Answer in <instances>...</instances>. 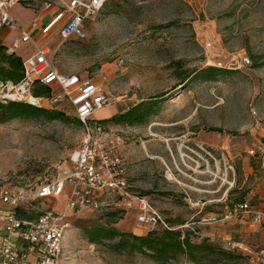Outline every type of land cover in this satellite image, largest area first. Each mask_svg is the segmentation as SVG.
<instances>
[{"label": "rangeland", "instance_id": "374dc122", "mask_svg": "<svg viewBox=\"0 0 264 264\" xmlns=\"http://www.w3.org/2000/svg\"><path fill=\"white\" fill-rule=\"evenodd\" d=\"M67 1L33 0L30 8L39 12L51 2L62 9ZM13 12L24 26L34 19L19 5ZM85 33L82 40H64L56 30L42 42L62 74L77 75L113 95L116 102L92 119H109L151 100L158 105L143 124L103 123L104 141L121 138L119 150L134 190L174 227L224 217L240 201L264 212V0H109L86 23ZM13 38L0 44L9 55ZM31 52L33 45L24 44L14 55L26 59ZM244 57L250 58L249 66H243ZM207 67L227 72L177 87L180 73ZM55 110L70 120H9L0 114V185L33 194L69 166L85 133L73 123L76 113L69 102ZM66 204L62 194L40 208L59 213ZM124 204L116 199L71 217L58 264H193L185 257L158 263L143 254L116 252L109 243L92 244L86 228L114 227L138 236L150 231ZM24 210L22 215H37L35 208ZM196 229L218 251L234 253L228 248L234 241L264 248V222L255 223L251 215ZM200 264L224 261L217 254Z\"/></svg>", "mask_w": 264, "mask_h": 264}, {"label": "built area", "instance_id": "2783aa9c", "mask_svg": "<svg viewBox=\"0 0 264 264\" xmlns=\"http://www.w3.org/2000/svg\"><path fill=\"white\" fill-rule=\"evenodd\" d=\"M32 1L0 0V31L6 29L21 35L9 46L11 56L24 44L35 46L34 52L23 59L24 77L20 82L0 79V102L24 103L47 110H55L63 102H69L75 110V117L82 123L85 136L65 171L33 194L22 188L0 185V264L60 263L65 254V235L71 227L70 218L100 210L116 199L125 203V210L135 211L137 223L150 231L160 228L195 232L197 225H215L240 214L251 215L257 224L264 222V212L245 203L224 217H203L198 222L174 227L146 197L136 192L130 180L129 164L119 150L121 138L104 141L103 125L92 119L97 111L109 108L116 102L113 95L101 85L83 81L77 75L62 74L58 70L51 49L39 44L30 34V29L38 27L37 23L24 26L13 14V9L18 5L32 7ZM108 1L70 0L41 28V34L48 36L58 25H62L60 35L64 40H82L86 38V23L101 13ZM52 6V3H46L45 9ZM242 62L243 66L251 64L248 57H244ZM44 87L48 91L41 93ZM62 194L67 196L64 211L55 213L36 207L37 201ZM27 206L35 208V217L22 215ZM228 248L248 257L250 264H264V249L256 251L245 243L235 241L229 243Z\"/></svg>", "mask_w": 264, "mask_h": 264}, {"label": "trees", "instance_id": "16d2710c", "mask_svg": "<svg viewBox=\"0 0 264 264\" xmlns=\"http://www.w3.org/2000/svg\"><path fill=\"white\" fill-rule=\"evenodd\" d=\"M107 4V3H106ZM106 6V5H105ZM0 79L2 81L20 82L24 77L23 58L14 54L9 55L6 53V49L0 46ZM257 59V57H255ZM180 64V63H178ZM181 70V67L175 69V71ZM227 72L223 67H207L200 70H185L178 75L179 80L182 82L177 87L186 86L189 80L198 81H213ZM176 87V88H177ZM47 88H43L41 93L47 92ZM166 94H164L165 96ZM163 95L157 96V98H164ZM150 103H141L132 107L128 111L116 113L109 119L98 121L100 124L106 122H114L117 124H143L150 117H152L158 108L157 103L154 100ZM4 115L5 119L15 118H45L46 120H61L68 122L70 119L66 115L57 110H47L32 107L24 103L9 102L4 105L0 102V114ZM2 118V117H1ZM3 121V119H1ZM73 123L77 127H82L81 121L76 117L73 119ZM249 203L246 201H240L236 206ZM250 204V203H249ZM232 212V211H231ZM23 213V212H22ZM31 215V214H30ZM26 216V215H24ZM32 217V216H28ZM87 238L92 244L109 243L111 249L121 253H139L149 256L152 260L158 263H168L170 261H176L181 257L187 258L193 264H200L206 262L212 256L219 254L222 256L224 264H233L236 260H245L246 264H250L249 258L233 251L221 250L218 251L201 234L197 231L193 232L188 229L168 230L157 228L153 231H149L145 235L138 236L130 233L120 232L114 227H101L95 226L85 229ZM251 246V245H250ZM253 247V246H251ZM254 248V247H253ZM260 251L263 249H256ZM237 253L238 257L234 254Z\"/></svg>", "mask_w": 264, "mask_h": 264}, {"label": "crops", "instance_id": "0c3cea01", "mask_svg": "<svg viewBox=\"0 0 264 264\" xmlns=\"http://www.w3.org/2000/svg\"><path fill=\"white\" fill-rule=\"evenodd\" d=\"M70 1V0H69ZM69 1H67V2H65V4L66 3H68ZM46 3H51V2H46ZM46 3H43V6L41 7V9H40V11L39 12H36L35 10H34V8H35V6L33 7V8H30V9H27V8H23V7H21V5H19V7L20 8H22V9H24V10H28V12L30 11V12H32V14L34 15V19L28 24V25H26V26H29V25H31L33 22H36L37 23V28H35V29H30V34H31V36L32 37H35L37 40H38V43L39 44H42V45H44L43 44V42H45L46 40H43V39H45L47 36H44V35H42L41 34V28L45 25V24H47L53 17H55V15L57 14V13H59L60 11H62L64 8H65V4H64V6H63V8L62 9H60V8H55V6H52L50 9H45V4ZM53 5V4H52ZM29 8V7H28ZM14 10V9H13ZM13 14H14V12H13ZM14 16L16 17V15L14 14ZM17 18V17H16ZM48 19V21L47 22H45L46 20ZM17 20H18V18H17ZM61 28H62V25H58L55 29H54V31H58V33L60 34V30H61ZM1 31H4V34H1L0 33V44H4V42H5V40L6 39H9V36L11 35V34H14V38H13V40L11 39V41H10V46L16 41V40H18L20 37H21V35L19 34V33H11V32H9L8 30H6V29H3V30H1ZM0 31V32H1ZM49 36V35H48ZM61 36V35H60ZM43 41V42H42ZM33 47H35V46H33ZM35 50V49H34ZM32 53V52H31ZM64 245H65V243H64Z\"/></svg>", "mask_w": 264, "mask_h": 264}, {"label": "water", "instance_id": "95a60500", "mask_svg": "<svg viewBox=\"0 0 264 264\" xmlns=\"http://www.w3.org/2000/svg\"><path fill=\"white\" fill-rule=\"evenodd\" d=\"M46 200H49V199H44L43 201H41V200L37 201V202H36V207H37V208H40V206H41L42 204H44ZM41 209L44 210V211H49V210H50V209H48V208H41Z\"/></svg>", "mask_w": 264, "mask_h": 264}]
</instances>
